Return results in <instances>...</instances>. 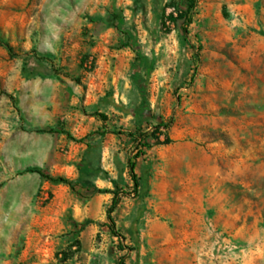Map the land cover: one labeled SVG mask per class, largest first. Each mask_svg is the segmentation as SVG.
<instances>
[{"label":"rangeland","instance_id":"374dc122","mask_svg":"<svg viewBox=\"0 0 264 264\" xmlns=\"http://www.w3.org/2000/svg\"><path fill=\"white\" fill-rule=\"evenodd\" d=\"M226 144L252 165L195 231L178 156L224 181ZM115 185L122 238L113 193L93 191ZM225 209L245 230L214 222ZM121 260L264 264V0H0V264Z\"/></svg>","mask_w":264,"mask_h":264},{"label":"crops","instance_id":"0c3cea01","mask_svg":"<svg viewBox=\"0 0 264 264\" xmlns=\"http://www.w3.org/2000/svg\"><path fill=\"white\" fill-rule=\"evenodd\" d=\"M223 149V150H222ZM214 151L224 152L226 162V179L220 180L219 174L220 168L215 160H192L191 151L184 150L181 156H178L180 163L183 165V172L179 173L180 176V191L179 194L185 201H188L187 208H197V212L194 214L186 211L184 214V222L186 225H190L191 222L194 225L195 231H202L205 225V218L207 209L210 207H216L214 204L219 200H228L230 192H228L227 177L230 183L233 181V176L236 179L243 177L244 172L250 168L252 162H250V153L248 150L240 147H234L233 145L218 146ZM257 152V151H256ZM263 152V148L261 149ZM210 159L212 156L207 155ZM258 158V154L255 156ZM225 178V176H224ZM237 181V180H236ZM246 184L243 179H239L238 183ZM223 185H226L225 188ZM194 202V204H193ZM205 202H210V205L206 206ZM216 209V208H214ZM214 222L224 230L230 231H243L247 227V222L243 221V214L234 212L230 209H225L217 213L215 211L213 215Z\"/></svg>","mask_w":264,"mask_h":264},{"label":"trees","instance_id":"16d2710c","mask_svg":"<svg viewBox=\"0 0 264 264\" xmlns=\"http://www.w3.org/2000/svg\"><path fill=\"white\" fill-rule=\"evenodd\" d=\"M193 3L194 2L192 1L191 4H193ZM168 17L170 19H172V20H176V18H175V16H173V14H170ZM189 21H190V19H189ZM194 77H195V72L191 76V81H193ZM100 116L102 117V119H106V116L104 114H100ZM160 127H165L166 129L168 128V126L165 125V124H160L156 128L159 129ZM42 131L64 133L69 138H73L72 134L70 132H68V131H65V130H55L53 128H49L48 130H42ZM133 137L136 139L137 142L141 143L142 136L133 135ZM168 141H169V138L166 139V142H168ZM142 145L146 146V144H142ZM138 157L139 156H136V158H138ZM128 167H129V173H130V176H131V179H132V182H133L132 193L137 195V194H139L140 188H141V182H140L141 178L136 172V163H135V161L130 160L129 163H128ZM30 171L37 172L42 177L47 178V179H49L51 181L60 182V183H66V184L70 185L72 188L75 187V182L70 180V179H68V178H66V177H63V176L54 177V176H51L49 174H46L45 172H43L39 168H32V169H30ZM93 191H95V192H112L113 193L111 204H110V206H109V208L107 210V218L109 220V226H110L112 232L115 235H119L122 238L121 234H119L117 232V230H116V224H115V220L113 218V212L115 211L116 207L120 203L121 193L128 194L129 192H123V191L120 192L117 185H115V188L113 190L101 189V188H96L95 187ZM75 243L78 244L79 241L76 240ZM77 244H74V245H77ZM120 264H124V261L121 260Z\"/></svg>","mask_w":264,"mask_h":264}]
</instances>
